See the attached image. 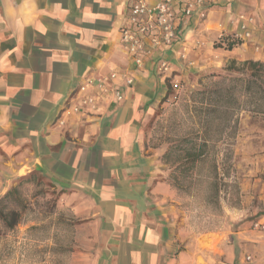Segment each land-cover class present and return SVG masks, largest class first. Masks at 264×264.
<instances>
[{
  "label": "crops",
  "instance_id": "0c3cea01",
  "mask_svg": "<svg viewBox=\"0 0 264 264\" xmlns=\"http://www.w3.org/2000/svg\"><path fill=\"white\" fill-rule=\"evenodd\" d=\"M206 7L205 18L181 23L180 43L134 72L120 43L127 0H0V179L40 177L56 194V210L69 214L60 219L72 226L68 264H244L251 249L260 254L247 264H264V232L248 217L264 220V144L244 155L236 144L240 206L225 209L229 221L219 230L203 232L188 223L166 148L149 140L171 75L199 74L215 60L209 74L224 73L232 59L264 63V0H207ZM240 15L254 18L251 40L217 48L240 31ZM161 57L172 63L166 75L154 67ZM116 71L136 79L123 87L125 100L101 102L98 114L75 113L86 80ZM259 128L251 126L249 138Z\"/></svg>",
  "mask_w": 264,
  "mask_h": 264
},
{
  "label": "rangeland",
  "instance_id": "374dc122",
  "mask_svg": "<svg viewBox=\"0 0 264 264\" xmlns=\"http://www.w3.org/2000/svg\"><path fill=\"white\" fill-rule=\"evenodd\" d=\"M216 64L217 60L214 61L213 67H210L208 70L205 69L199 72V74L184 71L178 79L175 78V75H171L167 79L166 96L155 107L153 120L149 126L151 147L166 148V151H170V155L174 156L179 151L183 154L185 150L191 148V139L198 136V140H200L199 138L203 134V126L196 112L192 110L193 97H195L196 92L214 87L217 79H213V75H229L228 72L220 73V71L210 72L209 74L208 71H214L216 69ZM173 79H176L179 83L178 89L173 87V83L171 82ZM246 114L241 113L239 116V122L243 116V124L240 122L234 139H230L229 135H225L223 136V140L219 141L218 144L210 142L211 150L215 152L220 151L219 154L216 152V159L218 161L222 162L224 159L223 154L225 152L224 149L227 148V144L234 145L232 148L234 153V147L241 142V155H244L247 151L252 153L262 151V145L264 144V118L263 120L255 117L253 119H246ZM257 124L260 126V131L259 129H252L253 136L249 138L247 135L249 128L251 126H257ZM245 128L246 130H243ZM245 133L246 139L243 137ZM258 133L262 137H256ZM186 139L189 141H185ZM244 139L245 141H242ZM201 141H199L198 145H201ZM176 145H179L178 149L180 147L181 149L177 150ZM213 151H211V157H213ZM210 161L211 158L208 159L207 163ZM172 170L171 168V172ZM204 171L195 170L193 174L187 175L186 177L183 176V188H186L192 182L198 183L203 180L205 177L203 174ZM24 172L22 171V173ZM28 179L29 177H20L12 185L0 179V198L4 196V193L9 188L20 187L26 206V210L22 213L20 225L13 231H5L0 237V264H68L71 261L70 250L73 244L71 241L72 231L66 226H61L59 220L60 218H69V214H64L56 210V194L46 185L42 178L37 177V179L43 181L42 185H37L36 182L29 181ZM234 181H237L236 176ZM7 185H9V188L5 190V186ZM175 189L178 190L177 188ZM178 192L179 202L181 203V207L188 212V223L193 230L203 232L219 230L225 225L226 221H229V215L225 213V209L227 207H238L236 205L237 199L234 198L230 202L221 199L220 207L213 205L207 197L209 195V189L199 184L189 187L186 192L182 189L180 191L178 190ZM8 206L15 209L18 208L16 203L11 201L8 203ZM261 209H264V207ZM259 214L253 213L252 216H248L254 222L252 225L253 229H255L254 224L259 220ZM245 254L244 259L246 262L244 264H247V262L249 263L252 260H247L249 255H259L260 252L251 249L246 250Z\"/></svg>",
  "mask_w": 264,
  "mask_h": 264
},
{
  "label": "trees",
  "instance_id": "16d2710c",
  "mask_svg": "<svg viewBox=\"0 0 264 264\" xmlns=\"http://www.w3.org/2000/svg\"><path fill=\"white\" fill-rule=\"evenodd\" d=\"M243 44V40L235 38L234 35L222 36L216 42L217 48L232 50L236 46ZM229 75L216 74L213 79H217L213 88L201 90L193 97L194 112L198 115L203 126V134L199 138L201 145H198V136L190 140L191 148L181 151L176 155H170V151L164 155L165 163L172 167V186L179 191H188L191 186L202 185L209 189L208 200L215 206L220 207L221 199L228 202L237 199L236 205L241 201V188L235 180V170L233 161V144H227L224 149V159L222 162L216 159L217 153L211 150L210 142L215 144L223 140V136L229 135L234 139L239 127V116L241 113H252L264 116V63L260 61L248 60L238 61L232 59L225 68ZM185 141H189L186 139ZM215 147V146H214ZM179 145H176L178 149ZM213 151V157L210 155ZM175 157V158H173ZM173 158V160H172ZM211 161L207 163L208 159ZM207 165V167H205ZM195 170H205L204 179L198 183L192 182L186 188L182 186V178L193 174ZM29 181H34L37 185H42L43 181L29 177ZM21 185V183H20ZM18 185V186H20ZM15 202L17 209L8 206L9 202ZM56 207V199H55ZM26 210L24 195L20 187L9 188L2 198H0V237L5 231H13L22 221V213ZM61 226L71 229L70 223L59 220ZM71 251V250H70Z\"/></svg>",
  "mask_w": 264,
  "mask_h": 264
},
{
  "label": "built area",
  "instance_id": "2783aa9c",
  "mask_svg": "<svg viewBox=\"0 0 264 264\" xmlns=\"http://www.w3.org/2000/svg\"><path fill=\"white\" fill-rule=\"evenodd\" d=\"M207 0H159L150 3L148 0H127L129 15L126 27L120 31V43L134 65L133 71H143L147 63L156 54H166L180 43L179 30L181 23L194 16L205 18L207 16ZM240 31L235 32L234 37L243 40V44L251 40L254 33V18L240 15ZM186 39V38H184ZM181 59L186 60V49ZM193 65L192 62H189ZM155 70L160 75H166L172 71V63L166 57L156 61ZM111 72L99 78H89L76 92L77 103L73 110L78 114H98L101 109L99 104L109 99L114 103L125 100L126 94L123 87L132 88L135 84V76ZM123 82V84L121 83ZM175 89L179 88L177 81L173 82ZM255 229L264 231V220H258L254 224ZM247 260H251L248 257Z\"/></svg>",
  "mask_w": 264,
  "mask_h": 264
}]
</instances>
